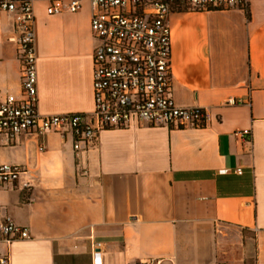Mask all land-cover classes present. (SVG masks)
Listing matches in <instances>:
<instances>
[{"label":"crops","instance_id":"obj_1","mask_svg":"<svg viewBox=\"0 0 264 264\" xmlns=\"http://www.w3.org/2000/svg\"><path fill=\"white\" fill-rule=\"evenodd\" d=\"M92 13L89 0L55 15L35 4L42 114L94 110ZM169 24L173 98L208 124L110 128L79 149L69 127L3 141L0 163L25 172L0 188V219L30 232L0 242L10 264H94L95 251L102 264H264V0L175 10ZM21 33L2 12V100L24 98Z\"/></svg>","mask_w":264,"mask_h":264},{"label":"built area","instance_id":"obj_2","mask_svg":"<svg viewBox=\"0 0 264 264\" xmlns=\"http://www.w3.org/2000/svg\"><path fill=\"white\" fill-rule=\"evenodd\" d=\"M44 1L50 15L78 12L84 0H0L2 12L15 13L22 29L18 58L24 98L10 94L0 98V144L23 133L44 134L73 130L75 148L84 138L95 141L100 132L134 124L192 125L204 127L210 120L202 107L175 103L172 83L170 14L179 9L208 11L240 8L249 0H89L93 8L91 27L99 43L93 54L94 110L85 113L45 115L39 111L37 57L35 50V4ZM235 104V99H229ZM250 130L240 132L250 135ZM25 170L18 164L0 163V188L19 179ZM241 173V169H238ZM30 187V182H25ZM27 227L7 217L0 219V242L27 239ZM100 245V244H99ZM10 264V254L0 256ZM94 264H102L98 251ZM141 264H159L148 260Z\"/></svg>","mask_w":264,"mask_h":264}]
</instances>
